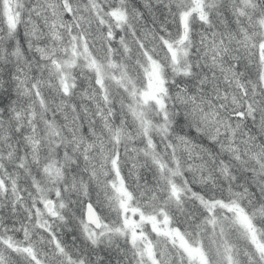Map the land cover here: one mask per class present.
Listing matches in <instances>:
<instances>
[{
	"label": "snow or ice",
	"instance_id": "6c2138e0",
	"mask_svg": "<svg viewBox=\"0 0 264 264\" xmlns=\"http://www.w3.org/2000/svg\"><path fill=\"white\" fill-rule=\"evenodd\" d=\"M0 264H264V0H0Z\"/></svg>",
	"mask_w": 264,
	"mask_h": 264
}]
</instances>
